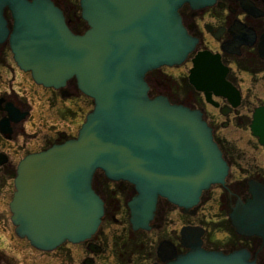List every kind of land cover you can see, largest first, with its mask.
Masks as SVG:
<instances>
[{
    "label": "water",
    "instance_id": "obj_1",
    "mask_svg": "<svg viewBox=\"0 0 264 264\" xmlns=\"http://www.w3.org/2000/svg\"><path fill=\"white\" fill-rule=\"evenodd\" d=\"M216 2L80 0L88 29L77 34L53 0H0V50L8 43L16 64L45 87L61 90L76 79L94 102L75 138L18 164L10 211L20 237L43 251L90 239L105 215L99 171L134 185V229L149 228L161 198L187 211L213 184L225 183L229 165L203 112L151 97L147 82L149 72L183 64L196 48L183 6L198 11ZM261 51L264 57V41ZM227 71L219 56L200 53L189 80L209 101L211 92L236 98ZM251 131L264 144V106ZM251 185L253 198L239 202L230 219L238 235L264 238V187ZM203 235L185 227L181 243L188 252L164 242L158 255L165 264H257L247 249H206Z\"/></svg>",
    "mask_w": 264,
    "mask_h": 264
},
{
    "label": "flooded vegetation",
    "instance_id": "obj_2",
    "mask_svg": "<svg viewBox=\"0 0 264 264\" xmlns=\"http://www.w3.org/2000/svg\"><path fill=\"white\" fill-rule=\"evenodd\" d=\"M53 1L75 33L87 31L80 0ZM180 12L185 27L198 43L183 64L163 66L147 74L150 95L166 96L172 103L203 112L229 165L225 183L213 184L187 211L161 198L149 228L134 229L129 207L137 195L134 185L112 181L99 171L96 182L105 215L90 239L66 241L55 250L43 251L16 233L11 211L9 219L0 212V230L5 236L0 240V264H165L158 255L162 243L173 244L178 253L188 252L181 243L185 227L203 229L204 247L208 250L230 253L247 249L257 264H264V238L238 235L230 219L239 202L246 204L253 198L252 183L264 187V144L251 131L256 109L264 106V99L257 95L259 84L264 89V0H217L198 11L184 5ZM200 53L220 57L228 69L225 80L238 97L231 99L211 92L209 101L205 91L196 89L189 77L193 60ZM180 69L187 70L182 78L175 74ZM93 107V100L80 91L76 79L61 90L38 84L31 72L16 64L9 44L2 47L0 178H12L13 193L20 161L75 138ZM247 120V129L257 144L254 150L261 151L258 155H247L226 133L244 128Z\"/></svg>",
    "mask_w": 264,
    "mask_h": 264
},
{
    "label": "rangeland",
    "instance_id": "obj_3",
    "mask_svg": "<svg viewBox=\"0 0 264 264\" xmlns=\"http://www.w3.org/2000/svg\"><path fill=\"white\" fill-rule=\"evenodd\" d=\"M75 1V0H72ZM177 75H179V77L181 76V78L183 77V73H187L186 69H180L179 71L176 70L175 71ZM178 77V79H179ZM180 78V79H181ZM258 84L255 83V86H257ZM258 91H257V95L261 98L264 99V89H262L260 87V84L258 85ZM84 111H87V109L84 106ZM250 119V118H249ZM248 120L246 121V125L244 128H241L237 131H226V133L233 138V140L235 141V143L238 145L239 148H241L242 150H244L245 153H247V155H258L260 154V152L258 150H254V148H257V144L252 140L254 138H252L251 133L249 131V129H247L249 122ZM12 194H13V180L11 177H5L4 179L0 178V212L3 213V218L4 219H9L11 216L10 210H9V203L12 199ZM1 229V227H0ZM4 234L3 232L0 230V240L4 239Z\"/></svg>",
    "mask_w": 264,
    "mask_h": 264
}]
</instances>
